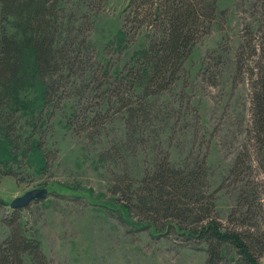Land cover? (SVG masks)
Here are the masks:
<instances>
[{
    "label": "rangeland",
    "instance_id": "obj_1",
    "mask_svg": "<svg viewBox=\"0 0 264 264\" xmlns=\"http://www.w3.org/2000/svg\"><path fill=\"white\" fill-rule=\"evenodd\" d=\"M218 4V19L198 41L181 78L146 95L134 82L118 88L115 76L127 75L135 54L161 34L152 14L140 26L133 0L64 3L66 29L86 39L90 64L109 69L112 85L88 81L95 66L86 74L80 69L61 81L47 105L41 88L32 85L21 93L20 110L9 105L0 116V241L11 232L4 223L14 215L11 202L47 188V198L23 208L21 221L40 239L50 264H206L204 245L167 232L154 237L116 211L118 201L127 202L125 185L144 179L166 156L176 168L205 163L207 190L217 191V217L224 225L245 221L264 231V207L256 206L251 217L239 203L252 191L264 203V154L249 138L253 88L264 76V0ZM119 91L131 95L136 117L118 103ZM240 158L245 164L236 167ZM221 264L241 262L228 250Z\"/></svg>",
    "mask_w": 264,
    "mask_h": 264
},
{
    "label": "trees",
    "instance_id": "obj_2",
    "mask_svg": "<svg viewBox=\"0 0 264 264\" xmlns=\"http://www.w3.org/2000/svg\"><path fill=\"white\" fill-rule=\"evenodd\" d=\"M68 1L0 0V21L7 24L0 25V116L9 105L16 107L14 111L20 110L21 93L33 88L32 85L41 88L47 105L61 81L80 69L86 74L95 66L88 81L112 85L110 79L114 76L109 69L100 63L90 64L86 39H80L75 30L66 29L64 3ZM157 1L160 4L155 10ZM133 3L134 20L141 26L152 14L150 22L161 34L151 39L148 48L135 54V66L127 75H116L115 82L118 88L125 82H134L142 86L146 95L160 93L181 78L198 41L218 19V0H133ZM8 25L14 32H10ZM242 64L239 55V69ZM116 96L118 103L128 107L131 116L136 117L138 109L132 104L131 95L129 98L119 91ZM250 134V141L264 154V76L253 88ZM240 163L244 165L245 161L238 159L236 167ZM207 176L205 163L192 169L176 168L166 156L144 179L125 185L127 202L118 201L116 211L127 223L148 229L154 237L167 232L200 247L204 245L208 254L206 264H221L228 250L238 254L241 264H261L264 231L259 225L245 221L233 227L224 225L217 217V191L207 190ZM261 200L252 191L242 194L239 203L241 209H247L244 214L252 217L256 216L252 211L256 206L263 210ZM1 204L4 203L0 198ZM22 210L15 209L13 217L4 221L11 232L0 241V264H50L40 239L34 233L29 234L30 230L22 223Z\"/></svg>",
    "mask_w": 264,
    "mask_h": 264
},
{
    "label": "water",
    "instance_id": "obj_3",
    "mask_svg": "<svg viewBox=\"0 0 264 264\" xmlns=\"http://www.w3.org/2000/svg\"><path fill=\"white\" fill-rule=\"evenodd\" d=\"M49 191L47 188H35L28 190L24 195L15 198L10 207L13 209L26 208L33 201H40L47 198Z\"/></svg>",
    "mask_w": 264,
    "mask_h": 264
}]
</instances>
